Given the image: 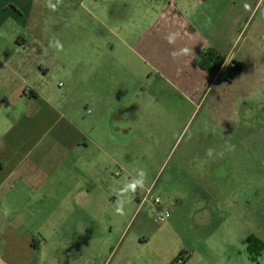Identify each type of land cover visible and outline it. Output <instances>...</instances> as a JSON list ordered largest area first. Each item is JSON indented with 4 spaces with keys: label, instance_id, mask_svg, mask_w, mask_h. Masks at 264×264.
<instances>
[{
    "label": "rangeland",
    "instance_id": "rangeland-1",
    "mask_svg": "<svg viewBox=\"0 0 264 264\" xmlns=\"http://www.w3.org/2000/svg\"><path fill=\"white\" fill-rule=\"evenodd\" d=\"M258 1L262 8L253 26L264 14V0H251L250 8ZM34 3L25 26L9 18L0 30V159L23 141L34 147L39 138L36 156L50 150L63 155L62 147L50 143L72 137L73 119L93 136L89 116L101 121L105 106V135L123 143V169L109 160L100 163L103 179L93 180L87 203L81 201L85 195L70 192L81 180L69 182L66 171L88 176L93 160L88 167L77 160L56 167L60 183L42 192L27 183L35 181V153L20 166L16 160L5 167L4 177L13 174L0 188V264H171L181 253L182 264H264V250L248 251L251 236L264 241V148L248 151L242 129H236L234 140L221 135L219 145H211V126L204 128V115L193 114L194 108L187 109L185 123L170 113L168 126L153 120V129L137 113L132 121L139 129L126 136H115L111 126L109 108L144 104L159 63L177 69L190 57L181 51L185 43L191 48L178 14L184 0H47L56 5L54 11L46 0ZM57 41L62 50L52 46ZM24 78L42 100H20ZM103 90L105 105L99 97ZM115 92L121 96H110ZM87 93L94 94L92 103ZM260 117L252 132L264 129V110ZM208 149L218 161L194 157ZM107 150L114 152L113 146ZM41 161L42 176L54 170L46 158ZM140 169L147 171L144 187L122 193ZM150 187L152 199L161 200L156 208L168 212L161 224L152 200L144 201ZM119 201L123 215L116 212Z\"/></svg>",
    "mask_w": 264,
    "mask_h": 264
},
{
    "label": "crops",
    "instance_id": "crops-1",
    "mask_svg": "<svg viewBox=\"0 0 264 264\" xmlns=\"http://www.w3.org/2000/svg\"><path fill=\"white\" fill-rule=\"evenodd\" d=\"M36 1L0 0V30L4 28L5 22L9 18L25 26L24 19L28 12L36 11L34 3ZM184 3L186 4V7L183 6L185 9L181 5L178 14L184 32V40L191 42V48H189L191 52L188 54L190 57L181 62L177 69H170L167 62L166 64L159 63V68H157L159 73L156 79L150 81L148 85H152L153 89L146 92L143 105H136L126 110H118L115 107L108 109L112 121L111 126L116 132L115 136L118 132L126 136L135 129H139L136 121H132L135 116L137 117V113L141 112L144 115V120L146 117L147 128L153 129L154 125L149 123L153 120L159 122L162 127L168 126L170 123L165 120L166 115L171 116L170 113L174 115L173 119L176 122L185 123L187 109L191 112V108H194L193 114L198 111L197 114L202 112L204 115L202 118L203 123L206 124L204 128L208 127V124L211 126V128L209 126L210 137L215 140L212 141L211 145L218 146L221 135H226L227 139L234 140L236 129H242L244 131L243 145L247 147L248 151L253 148L256 154L260 153L264 148V129L258 133L252 131L259 128L258 124H261L260 114L264 110V14L260 13L263 17H259L258 23L256 24L255 21L254 26L252 21L261 10L262 4L258 1L253 8H250L252 6L251 0H184ZM183 46L188 48L187 43ZM204 49H214L225 58L222 69L214 75L198 64V53ZM232 62L239 63L241 70L230 82L226 80L225 70ZM154 86H156L155 89ZM20 90L22 91L19 94L21 101L25 99L26 101L38 102L43 98L38 88L29 84L25 78ZM91 93L86 94V100L90 103H92L90 99H94V94ZM110 96L117 98L121 95L115 92L114 94L111 93ZM99 97L102 98L100 104L103 102L105 105L107 90L101 91ZM134 97L138 98L139 96L135 95ZM174 98L183 99V105L177 101L172 102ZM102 110V120L99 122L92 114L89 116V120L91 119L89 127L94 130L93 136L85 133L84 129L80 130L75 124V119H73L69 124L72 137L62 140L54 139L50 143L51 146L55 145L64 149L61 150L63 152L61 156L54 150L46 151L47 154L45 155L36 156L38 148L42 144L41 138L36 141L34 147H29L27 144L24 146V141L22 145L19 144V148L12 154L3 160L0 159V188L13 174L10 172L8 176L4 177V168L16 160L20 166L34 153L36 166L33 178L35 181L33 184V181L27 179V183L37 189L38 192H42L45 187L54 188L60 183L56 179V167H61L66 161L69 160L72 164L74 160L83 163L86 161L85 164L88 167L93 160L94 172H89L88 176L83 171L73 172L72 169L66 171L69 175V182L73 181L74 183L73 178L81 180L76 184L74 183V188L70 192L85 195L81 201L89 203L91 186H95L93 180L103 179L101 176L103 167L100 163L109 160L120 165V169H123L121 165L123 143L120 140L113 141L111 134L109 138L105 135V130H107L104 121L107 119L105 106ZM38 111L39 113L42 112L41 109ZM88 113L91 111L88 110ZM104 114H106L105 118ZM159 119L161 121H158ZM150 124L152 126H149ZM32 125L35 126V122ZM110 146L114 148L113 153L107 150V147ZM92 151L97 155L93 154L87 157V153H92ZM9 152L11 151L9 150ZM2 155L0 153V158ZM206 155H194V157L198 161H207L210 158L209 161L212 162L219 159V156L215 154L203 160ZM229 156L234 157L233 155ZM246 157L248 158V156ZM42 158L51 162V167L54 168L52 171H46L45 176L41 174L42 169H38ZM150 189L151 187L147 189L146 194ZM8 241H11V238Z\"/></svg>",
    "mask_w": 264,
    "mask_h": 264
},
{
    "label": "trees",
    "instance_id": "trees-1",
    "mask_svg": "<svg viewBox=\"0 0 264 264\" xmlns=\"http://www.w3.org/2000/svg\"><path fill=\"white\" fill-rule=\"evenodd\" d=\"M225 58L218 54L214 49H204L199 53L198 64L200 67L207 69L212 75L219 72L224 65ZM241 70V65L237 62H233L225 73L226 80L232 81L236 74ZM259 247L260 251L264 250V242L259 240L257 237L251 236L248 238V251L254 252L255 247ZM182 256V253L179 255ZM175 258L171 264H182L184 262L180 257ZM254 258V257H253Z\"/></svg>",
    "mask_w": 264,
    "mask_h": 264
},
{
    "label": "clouds",
    "instance_id": "clouds-1",
    "mask_svg": "<svg viewBox=\"0 0 264 264\" xmlns=\"http://www.w3.org/2000/svg\"><path fill=\"white\" fill-rule=\"evenodd\" d=\"M57 2H59V0H57ZM46 6H50L51 9L54 11L56 9V5L54 4H48L47 0H46ZM179 34L175 33V34H170L168 36V42L169 43H173L175 41V39L177 38ZM53 47H55L57 50H62V46L59 44V42H55V44L52 45ZM183 54H190L191 50L189 48H184L181 50ZM173 57H175L177 55V53H173L172 54ZM214 149H208L207 151V155L209 157H211L213 155ZM222 155V153L220 154ZM147 179V171L145 169H140L137 172V176L135 178H133L130 182H128L127 184L124 185L123 189H121L122 193L127 194V193H135L137 188H143L144 187V183L145 180ZM116 212L120 215L124 214V209H123V202L119 201L118 202V206L116 208Z\"/></svg>",
    "mask_w": 264,
    "mask_h": 264
},
{
    "label": "built area",
    "instance_id": "built-area-1",
    "mask_svg": "<svg viewBox=\"0 0 264 264\" xmlns=\"http://www.w3.org/2000/svg\"><path fill=\"white\" fill-rule=\"evenodd\" d=\"M233 63V62H232ZM232 63L228 66V68L232 65ZM223 67V66H222ZM228 68L225 70V73L227 72ZM222 69V68H221ZM148 200H152L151 201V204L154 205L155 207V220L158 222V223H163V221L167 218L168 216V212H161L159 209L156 208L157 205H159L161 203V200L159 199V197L157 198H153L152 199V196H151V190H149L147 192V194L145 195L144 197V201H148Z\"/></svg>",
    "mask_w": 264,
    "mask_h": 264
}]
</instances>
